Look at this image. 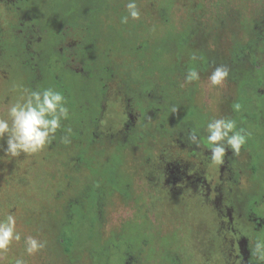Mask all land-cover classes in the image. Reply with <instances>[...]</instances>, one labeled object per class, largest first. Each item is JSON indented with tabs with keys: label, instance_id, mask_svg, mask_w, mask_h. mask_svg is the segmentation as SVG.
<instances>
[{
	"label": "rangeland",
	"instance_id": "374dc122",
	"mask_svg": "<svg viewBox=\"0 0 264 264\" xmlns=\"http://www.w3.org/2000/svg\"><path fill=\"white\" fill-rule=\"evenodd\" d=\"M12 2L0 0V111L28 90L21 68L26 57L21 58L19 50L22 20L10 13ZM127 2L98 0L93 10L106 26L111 23L118 29ZM136 2L140 19L129 20L123 28L128 25L147 43L168 42L179 36L186 39L181 59L164 62L165 67L172 65L180 73L174 71L171 76L178 85L173 90L176 105L171 112L180 111L176 91H195L193 102L208 119L230 117L239 96L234 65L238 63L239 69L248 66L240 47L256 38L264 0ZM56 3L53 7L52 0H33L32 8L50 23L55 13L66 8L65 1ZM125 34L121 33L123 38H127ZM193 55L196 61L191 60ZM112 56L117 63L123 61L116 52ZM220 66L229 70V76L223 85L213 88L208 77ZM58 69L53 67L52 73ZM192 69L199 72L200 79L185 84ZM105 92L101 120L90 145L60 140L34 156L16 158L0 151V217L13 213L21 234L20 242L0 254V264H14L17 257H23L26 264H172V259L176 264H222L224 253H236L239 205L257 183L247 152L234 155L228 151L222 163L214 164L203 131L200 137L204 141L192 143L166 112L149 115L148 126L138 138L119 79ZM110 163L118 168L116 182L120 185L117 190L104 189L101 202L96 203L93 236L97 248L75 249L67 256L57 241L67 207L83 203L88 184L93 179L100 181L99 170L104 171ZM240 168L243 172L238 175ZM83 234L78 236L83 238ZM27 236L45 241V248L28 256L24 245ZM118 243L122 250L130 248L128 255L114 250ZM105 244L110 247L104 248Z\"/></svg>",
	"mask_w": 264,
	"mask_h": 264
},
{
	"label": "trees",
	"instance_id": "16d2710c",
	"mask_svg": "<svg viewBox=\"0 0 264 264\" xmlns=\"http://www.w3.org/2000/svg\"><path fill=\"white\" fill-rule=\"evenodd\" d=\"M32 1L28 0L29 4L32 5ZM57 1L52 0L53 7L56 6ZM62 1L66 2V8L55 13L50 23L44 16H37L33 8H31V14L24 10L20 15L22 35L20 36L19 50H21V58L26 57L24 58L26 62H23L21 68L27 76L28 90L52 87L64 95L66 106L69 108V118L62 122V127L58 130L53 143L60 141L61 137L68 133V129L71 130L70 141L78 142V144L87 143V145L92 143L93 130L96 128L101 114L102 97L106 93L103 91V81L113 78L111 74L115 73L116 78L114 79L125 82L118 71V67L123 63H115L113 68L111 56L114 49L117 55H121L120 57H127L131 64L137 62L131 72L132 78L127 75V80L131 81V84L136 88L145 90L142 92H147L144 95L147 94L148 103H144V106L138 105L144 114L153 110L155 113L157 94L160 96L159 91H164L160 97L164 98L166 117L180 123V129L184 130L185 135L188 136L194 108L191 105L187 106L185 100L189 101L188 94L179 92L177 98H179L182 108H180L179 114L171 112V107L175 104V95L172 91L178 89L176 79L171 78L176 67H171L172 65L165 67L164 63L173 57L181 59L185 51L183 44L186 39L179 36L175 40H168V42L160 40L147 43L143 37L138 38L137 31L129 30L128 25H124L125 28H123L121 23V27L116 29L111 23L106 26L102 18L98 19L97 11L93 10V7H97L98 0ZM259 22L264 31V13ZM101 24L105 26V30L101 28ZM121 33L123 35L126 33L127 38H123ZM122 49L124 51L127 49V51L122 53ZM71 57L75 58V62L79 57V62L74 64L76 67L78 66L77 69L82 68L81 74L69 69L72 64ZM125 59L121 58L122 62H125ZM131 64L130 66H132ZM53 67L55 69L59 67V69L52 73ZM262 84H257V87ZM246 86L248 87L247 80L244 84L245 88ZM240 87L243 85L241 84ZM238 93L239 96L233 107L239 105L246 110L241 113L242 110L235 108L237 116L235 115L234 120L237 126H241L240 121L244 123V129L252 135V126H256V124L250 122L254 120V116L257 118V115L250 112L247 105H253L258 101L253 93L246 94L245 91ZM137 95L140 96L139 93ZM134 98L137 101V96ZM138 104L140 103L138 102ZM144 127V125L138 127L137 137L143 136ZM251 144L246 143L245 145L249 146V151L253 153L255 150L254 147L251 148ZM114 168H116L114 163L105 166L101 181L93 179L84 190L86 194L83 203L73 202L67 207L66 216L58 228L57 238L67 256H70L71 251H75V249L90 248L92 245L97 248V242L93 236L96 223L95 207L96 203L101 202L104 189L109 187L112 190H117L111 173ZM79 233H82L84 237L80 238ZM108 247H110L109 244L104 245V248ZM113 248L118 252L125 253L124 255H128L130 250V248L120 249L119 243L113 245Z\"/></svg>",
	"mask_w": 264,
	"mask_h": 264
},
{
	"label": "clouds",
	"instance_id": "9594fccd",
	"mask_svg": "<svg viewBox=\"0 0 264 264\" xmlns=\"http://www.w3.org/2000/svg\"><path fill=\"white\" fill-rule=\"evenodd\" d=\"M126 15L121 17V23L129 20H139L140 11L136 0H128L125 5ZM192 61L197 57L193 55ZM229 70L226 67H215L208 77L213 88H217L226 81ZM200 79L197 70H189L185 76V84H191ZM64 95L52 88L25 90L24 94L14 102L4 106L0 111V151L13 158L34 156L43 152L56 138L62 122L69 118V108L66 106ZM235 108L238 110L239 105ZM68 133L61 137V142L70 143ZM204 138L210 148L209 159L214 164H220L228 151L238 155L247 143L250 135L244 128H238L233 118L224 116L209 119L203 128ZM192 143L199 144L200 133L193 128L188 133ZM17 220L13 213L0 217V254L9 251L14 242L21 241V234L17 231ZM25 253L28 256L42 251L46 242L33 236L24 239ZM251 255L257 264H264V240L257 239L251 249ZM14 264H26L23 257H17Z\"/></svg>",
	"mask_w": 264,
	"mask_h": 264
},
{
	"label": "flooded vegetation",
	"instance_id": "af4514ba",
	"mask_svg": "<svg viewBox=\"0 0 264 264\" xmlns=\"http://www.w3.org/2000/svg\"><path fill=\"white\" fill-rule=\"evenodd\" d=\"M11 4L13 5V7L10 10V13L21 15L22 11L25 10L26 13L31 14L32 5L29 4L28 0H13ZM260 28L261 25L259 22L258 25L255 27L256 38L254 40L246 42L244 45L240 47V53L242 52L243 54L242 56L245 57V59L247 60L248 66L245 69H239L238 63H236L233 69V74L238 76L237 77L238 90L237 89L236 90L245 91L246 94L253 93L254 96L256 97V101H258L255 102L253 105L250 104L247 105L249 111L257 115V118H255L254 116L253 118L254 120L250 122L251 124H256V126H252V135H249V137L247 138L248 144L254 143L253 145L251 144L250 146H252L251 148L254 147L255 151L251 153L249 151L250 149H248L249 146L246 147V145H244L241 149L242 153L246 151L248 154L249 169L251 173L255 176L257 183L253 184L252 188L245 195V199L242 200L241 205H239L240 215H239V221H238L239 224L237 229L238 244L236 248V253L234 254V250H232L231 252L224 253L222 255V264H257L256 259L251 255V249L254 246L255 240L257 239L264 240V98H263L264 97V37H263L264 31L262 30V28L260 30ZM111 57L113 63L112 65L114 68L115 63H117L116 62L117 58L116 56H111ZM237 60H239V57H237ZM129 61L130 60L127 58V62H121L123 64H121V66L118 67V71L121 75V78L125 79V82H123V80L122 81L119 80V85L122 87V91H124L125 93L127 110L129 111L128 113L130 118L129 121L136 126V131H137L140 125L141 126L144 125L145 127L148 126L147 119L149 115L151 114L161 115V113H165L164 98L160 97L164 91H159L160 96L157 94L158 96L157 108H155V113L153 110L149 113L144 114L142 108H140V106L138 105L144 106V103H148V100L146 99L147 94L144 95V93L147 92H142L145 90L136 88L135 85L133 86V84H131V81L127 80L128 76L131 77L132 69L135 68L137 64V62L136 63L132 62L131 64ZM70 62H72V64L71 66H69V69L74 70L78 74H81L82 68L77 69L78 66L76 67L74 64L76 62H79V57L77 58L76 62H75V58L71 57ZM130 64L132 66H130ZM161 68L165 69L164 67ZM192 68H194V66H192ZM174 71L176 75L180 74L177 70ZM111 75L113 76V78H108V80L106 79L105 82L103 81V89H104L103 91H107L108 85H110V83L116 80L114 79L116 78L115 73ZM245 80H247V84H248V87L246 86V88L244 87ZM241 84L243 85V87H240ZM257 84H262V85L257 87ZM250 85H254V86L249 87ZM255 86L256 88H254ZM176 92L179 93L180 91H176ZM194 92L195 91H191V92L189 91L188 96L190 97V99L189 101L187 100L185 101L187 102V106L191 105L194 108V116L193 119L191 120L192 122L191 129L196 128L197 131H199L200 133L201 131H203V128L206 122L210 119V117L208 119V117L204 113H202V111H200L198 107L194 104L193 102ZM137 93H139L140 96L142 97L138 98L140 96H138ZM134 96H137V101L135 100ZM104 99H105V95L102 97L101 114L99 115L98 122L101 120ZM138 102L140 104H138ZM175 105L176 102L173 105V107ZM180 108L181 105L179 106V109ZM231 109L232 110H231L230 118L234 119L235 115L237 116L235 112L236 109L235 107ZM239 109L242 110L241 113L244 110H246L242 106H239ZM175 123L178 126L180 124L177 122ZM240 125L241 126L238 125L239 128H244V123H242L241 121H240ZM202 138L203 137H200L199 141L201 140L204 141ZM99 172H101L99 176L101 181V176L103 171L99 170ZM117 172H118V168H114L111 172L116 187L120 185L117 184L116 182L117 176H119L117 175ZM242 172L243 170L240 168L237 174L240 175ZM172 261H173L172 264H176V262H174V259H172ZM207 262H211V260L209 259ZM194 264H198V263H194ZM207 264H212V263H207Z\"/></svg>",
	"mask_w": 264,
	"mask_h": 264
}]
</instances>
